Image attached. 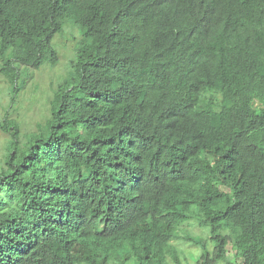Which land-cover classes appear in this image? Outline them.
<instances>
[{
	"label": "trees",
	"instance_id": "trees-1",
	"mask_svg": "<svg viewBox=\"0 0 264 264\" xmlns=\"http://www.w3.org/2000/svg\"><path fill=\"white\" fill-rule=\"evenodd\" d=\"M66 25L68 75L22 132L19 78ZM0 61V264H180L194 222L195 264H264V0H0Z\"/></svg>",
	"mask_w": 264,
	"mask_h": 264
},
{
	"label": "rangeland",
	"instance_id": "rangeland-1",
	"mask_svg": "<svg viewBox=\"0 0 264 264\" xmlns=\"http://www.w3.org/2000/svg\"><path fill=\"white\" fill-rule=\"evenodd\" d=\"M79 38L80 33L77 28L66 25L64 32L57 34L53 40V46L58 55L57 64L54 66L44 64L38 69H28L27 75L22 74L19 78V82L24 81L25 86L17 92L14 110H8V115L17 120L22 132L35 131L36 124L42 122L48 115L47 102L53 97L55 90L61 85V81L67 77L70 61L74 58V45ZM19 68L20 73L25 70L23 65ZM10 98H12L10 83L0 70V119L8 109ZM9 140L10 136L0 131V156L4 154ZM179 233L181 238L185 235H207L206 230L196 222L185 224ZM181 238L172 241V244L178 249L180 264H195L199 261L201 249L194 243ZM232 261L237 264L236 260Z\"/></svg>",
	"mask_w": 264,
	"mask_h": 264
}]
</instances>
